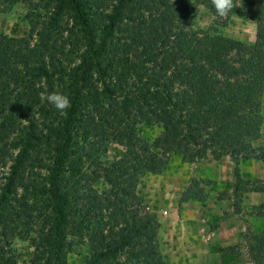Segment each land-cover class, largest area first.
Returning <instances> with one entry per match:
<instances>
[{"label": "trees", "instance_id": "16d2710c", "mask_svg": "<svg viewBox=\"0 0 264 264\" xmlns=\"http://www.w3.org/2000/svg\"><path fill=\"white\" fill-rule=\"evenodd\" d=\"M193 1L221 25L232 16L254 22L253 44L190 29V0H0V12L30 8L34 30L32 40L0 35V264H17L15 239L28 241V264H68L83 233L82 264H168L155 215L128 201L140 176L163 172L171 153L192 164L205 152L228 155L231 195L264 191L237 167L264 157V146H251L264 85V5L234 0L221 18L211 0ZM55 91L70 99L64 112L41 95ZM141 123L161 127L151 144L157 153L147 157L135 150ZM117 139L124 155L103 160ZM183 193L198 199L199 182L190 178ZM107 196L118 205L108 207ZM239 238L246 262L264 264V236L246 228Z\"/></svg>", "mask_w": 264, "mask_h": 264}, {"label": "crops", "instance_id": "0c3cea01", "mask_svg": "<svg viewBox=\"0 0 264 264\" xmlns=\"http://www.w3.org/2000/svg\"><path fill=\"white\" fill-rule=\"evenodd\" d=\"M259 4L264 5V0ZM257 121L259 137L251 142L253 148L264 146V85ZM173 156L174 212L160 211L164 218L157 234L162 259L168 264H241L234 255L237 247L243 246L239 234L247 228L264 236V216L253 215L264 213V191L249 190L240 197L232 196V161L228 155L214 160L205 152L192 164L171 153L165 170ZM237 167L241 180L264 183V157L240 159ZM190 178L202 185L198 199L183 193ZM226 249L232 251H223Z\"/></svg>", "mask_w": 264, "mask_h": 264}, {"label": "rangeland", "instance_id": "374dc122", "mask_svg": "<svg viewBox=\"0 0 264 264\" xmlns=\"http://www.w3.org/2000/svg\"><path fill=\"white\" fill-rule=\"evenodd\" d=\"M260 1L263 0H255L257 4ZM29 18L30 8L21 4L14 5L8 11L0 12V35H5L7 38L23 37L32 40L34 30L28 25ZM221 21L211 16L204 7L190 0L189 14L186 20V25L190 29L210 35L214 32L221 36L240 41L247 46L253 44V33H255L256 29L254 22L238 16L230 17L225 25H221ZM160 131L161 127L158 124L147 125L146 123H141L136 125V133L141 139L135 149L136 152L142 157H147L150 153H157L155 149L151 148V144ZM125 150L126 147L122 139L114 140L106 145L103 160H118L124 155ZM105 188L106 185L102 181H98L93 185V189L97 192H101ZM135 195L137 199L128 201L129 209L138 214L153 213L160 228L162 219L164 218L160 214V211L165 210L167 214L171 211L174 212V156L168 170H165V172L157 176L142 174L138 180ZM105 203L108 207H115L119 203V198L107 196ZM86 241L87 234L83 233L81 240L71 244L73 245L71 251L66 255L68 264H82L86 260L88 251ZM12 248L17 254V264H28L31 253L28 241L15 239L12 243ZM234 255L241 264H250L245 262L246 255L243 246L239 245L236 251H234Z\"/></svg>", "mask_w": 264, "mask_h": 264}, {"label": "clouds", "instance_id": "9594fccd", "mask_svg": "<svg viewBox=\"0 0 264 264\" xmlns=\"http://www.w3.org/2000/svg\"><path fill=\"white\" fill-rule=\"evenodd\" d=\"M211 3L214 5L216 14L221 17L225 18L228 17L229 14L232 12L233 8L236 7L234 0H211ZM44 78H42L43 80ZM40 87V83L36 85ZM47 102L55 107L60 112H64L71 106L70 99L67 95L55 91L51 93H42Z\"/></svg>", "mask_w": 264, "mask_h": 264}]
</instances>
